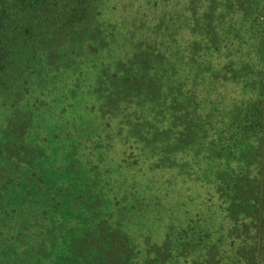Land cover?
Segmentation results:
<instances>
[{"label":"rangeland","instance_id":"374dc122","mask_svg":"<svg viewBox=\"0 0 264 264\" xmlns=\"http://www.w3.org/2000/svg\"><path fill=\"white\" fill-rule=\"evenodd\" d=\"M263 2L94 0L88 21L4 40L0 264H105L112 247L130 264H264L253 188L205 159L239 138L230 169L247 152L250 183L264 168L235 105L259 85Z\"/></svg>","mask_w":264,"mask_h":264},{"label":"trees","instance_id":"16d2710c","mask_svg":"<svg viewBox=\"0 0 264 264\" xmlns=\"http://www.w3.org/2000/svg\"><path fill=\"white\" fill-rule=\"evenodd\" d=\"M94 0H0V56L7 55L8 50L3 44L4 40L13 38L14 40L20 41H31L35 40L38 37L44 38L48 36H54L57 34L56 26H62L61 30L64 31L68 27L72 28L73 25L81 24L87 20L92 9L91 4ZM251 9L253 10V14L256 12L258 19V27L263 28V43L261 42L259 45L255 44L253 46V51L259 50L262 53V56L258 58L259 64L257 68L259 71L257 72V82L258 86L252 92L248 94H238V97L241 96V99L236 100L235 105L241 104V108L237 107L239 110V114L237 118H241L242 122L238 125V129H241L243 135L240 137L239 142H247L245 141L249 139V137L257 136L260 138V141H264V2L263 3H255L250 4ZM255 11V12H254ZM88 21V20H87ZM248 21V20H247ZM66 22V23H65ZM83 25V24H82ZM247 56H253L251 53H247ZM251 61H254L252 58H249L248 61H243L246 63L247 67L253 70V64ZM131 82V80H128ZM205 86L207 84H204ZM192 93L195 95V87H192ZM247 104V107H246ZM224 127L229 129L230 126L227 122L224 123ZM258 133V134H256ZM261 136V137H259ZM220 139V144L222 146V152L214 155L208 154L205 156L206 160H212L215 158H220V162L223 163L224 168L228 171L233 172L234 179L238 184H246L253 188V192L255 195V199H253V204H258L261 206L264 212V191L258 190L260 186L264 185V168L263 170L260 168L261 163L257 164L260 168L259 175L253 181H249V169L250 167L256 165L254 161L250 160L251 154L248 152L245 154H241L240 158L236 162L237 169H230L229 163L231 160V155L225 157V154L228 153L227 147L234 146L237 153H241V149L238 145V140H229ZM248 143V142H247ZM17 146V145H15ZM236 151L234 152L235 154ZM23 154L18 152L16 156L18 158H14L19 162ZM245 160L246 164L243 163ZM204 166L205 172L212 175L213 169ZM215 179L217 181H227V177L221 174H217ZM229 182V181H228ZM231 183H228L230 186ZM260 196H259V194ZM249 203V202H247ZM7 234H4L0 231V237L3 239L2 241L6 243ZM117 238L121 237L122 240L126 239L125 235H120L119 233H115ZM105 264H130V256L128 254L120 252L117 248L112 247L108 249L105 254H102ZM220 261H223V264H236L235 259L221 257ZM141 264H159L158 260H143Z\"/></svg>","mask_w":264,"mask_h":264}]
</instances>
